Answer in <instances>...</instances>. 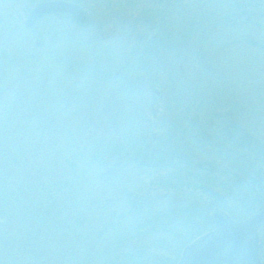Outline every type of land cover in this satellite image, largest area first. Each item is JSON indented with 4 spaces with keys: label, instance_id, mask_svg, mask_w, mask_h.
<instances>
[{
    "label": "rangeland",
    "instance_id": "1",
    "mask_svg": "<svg viewBox=\"0 0 264 264\" xmlns=\"http://www.w3.org/2000/svg\"><path fill=\"white\" fill-rule=\"evenodd\" d=\"M43 1L0 0V118L10 101L22 117L9 147L30 183L4 185L15 204L0 264H178L214 230L213 204L238 222L264 209L185 184L193 166L222 164L207 135L238 125L264 141V0H84L85 22L50 14L26 27ZM155 32L156 52L138 50ZM10 166L0 161L7 178ZM35 219L30 254L16 237ZM259 243L264 264V226Z\"/></svg>",
    "mask_w": 264,
    "mask_h": 264
},
{
    "label": "trees",
    "instance_id": "2",
    "mask_svg": "<svg viewBox=\"0 0 264 264\" xmlns=\"http://www.w3.org/2000/svg\"><path fill=\"white\" fill-rule=\"evenodd\" d=\"M47 1V0H46ZM72 3L78 4L79 2H83L84 0H67ZM80 5V4H79ZM61 17L67 18L68 16L60 14ZM11 101L7 103L6 111L2 114L0 118V161H6L10 159L11 166L9 171V178H7V173L0 170V219L1 214L7 215L5 221H0V223L8 226L9 223H12L10 219H12L13 215H11L10 206L8 207V203L15 204L12 201V198L9 195H6L7 192L4 189V185H15L17 181L16 178L18 176V184H24L22 187H26L25 185H29L25 178V172H23V168L20 166L18 169L13 170V165L16 163L18 159H16V155H13L12 149L9 147L11 140L9 135H12V128L16 123H19L22 118H13L11 117L8 110L11 109ZM207 142L215 151L217 155V160L220 161L221 166H215L216 164L208 162L199 164L200 171H197L198 174L194 173L196 167L190 169V174H192V178L188 180L186 186L193 190H200L202 194L209 193L214 196L216 204L220 202V197L215 193L214 188L217 187V184H220L221 187L227 191V194L230 196H238L240 200L241 208L245 209V212L254 213L255 208L257 206L264 205V141L254 137V135L250 132H244V130L238 126L234 125L228 127L227 129L220 130L218 135H207ZM5 145V146H4ZM4 146V147H3ZM166 150V151H165ZM173 153V150L170 152L168 148L162 150L165 152ZM155 153H152L151 159L147 157V159L151 160L152 165H159L161 163L160 158L156 159ZM13 156V157H11ZM161 157V158H162ZM172 161H174L173 155L171 156ZM173 163V162H172ZM193 169V170H192ZM179 168L177 169V171ZM12 174V175H11ZM225 177L226 179L223 181L220 177ZM23 176V177H22ZM22 177V178H20ZM44 177V176H42ZM45 178V177H44ZM196 178L199 182L203 184H197L194 180ZM15 181V182H14ZM169 185L178 189L181 185L178 182L183 181L181 173L175 174L171 176L169 180ZM231 181V182H229ZM218 182V183H217ZM207 183V184H206ZM168 185V186H169ZM5 192V193H4ZM263 192V193H262ZM242 198V201L241 199ZM5 202V204L3 203ZM205 208L200 211V215L198 217L202 218L203 213L205 212ZM179 212H184V218L186 220L185 223L190 221L196 214L192 209H184L178 210ZM5 212L7 214H5ZM208 226L211 227V220L206 215L204 219ZM36 225L30 227L31 232L28 233V228L24 227L25 232L20 237H16L17 241L23 240L21 243H24L25 246L29 249L30 254H34V251L42 245V234L39 231V227H43L45 225L40 220L35 219ZM43 223V224H42ZM163 231L166 229H170L172 232L173 228H168V226L161 225ZM160 228V229H161ZM175 228V227H174ZM159 229V230H160ZM175 229H182V227H177ZM3 240V239H2ZM15 240V242H16ZM194 240V239H193ZM28 245V246H27ZM37 246V248H36ZM37 262V261H36Z\"/></svg>",
    "mask_w": 264,
    "mask_h": 264
},
{
    "label": "water",
    "instance_id": "3",
    "mask_svg": "<svg viewBox=\"0 0 264 264\" xmlns=\"http://www.w3.org/2000/svg\"><path fill=\"white\" fill-rule=\"evenodd\" d=\"M48 14H64L85 22L87 12L66 0H48L37 5L26 19L28 28ZM215 230L189 245L178 264H261L259 229L264 226V209L245 221L236 222L224 211L212 213Z\"/></svg>",
    "mask_w": 264,
    "mask_h": 264
},
{
    "label": "flooded vegetation",
    "instance_id": "4",
    "mask_svg": "<svg viewBox=\"0 0 264 264\" xmlns=\"http://www.w3.org/2000/svg\"><path fill=\"white\" fill-rule=\"evenodd\" d=\"M124 1V0H123ZM122 1V2H123ZM133 1L132 0H125L123 3L124 4H128V5H131V3H132ZM151 2H156V5L158 6V5H160L162 2H163V0H151ZM167 2H171V0H167ZM131 6H133V5H131ZM152 17H153V15H152ZM76 22V21H75ZM156 28V27H155ZM154 28V29H155ZM123 31V30H122ZM123 32H125L124 33V36L126 37L127 36V31L126 30H124ZM156 34H155V36L153 37H151V38H148V40H147V42H146V44H144L143 46H141V47H138V50H142V49H146L147 51H150L151 53H153V52H156L155 51V47L156 46H153V44H154V38L158 35V32H155ZM143 38V36H141L139 39H142ZM127 39V38H126ZM139 39H138V37H137V40L135 41V44H137V45H139ZM127 41H129V40H127ZM134 47V46H133ZM125 50V49H124ZM125 51H127L128 52V50H125ZM259 258H260V261H261V264H263V259L261 258V248H260V246H259Z\"/></svg>",
    "mask_w": 264,
    "mask_h": 264
}]
</instances>
